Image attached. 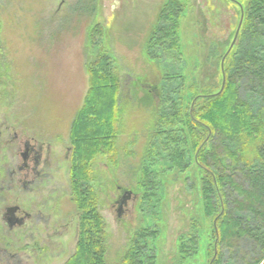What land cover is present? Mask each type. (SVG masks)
<instances>
[{
  "label": "rangeland",
  "instance_id": "1",
  "mask_svg": "<svg viewBox=\"0 0 264 264\" xmlns=\"http://www.w3.org/2000/svg\"><path fill=\"white\" fill-rule=\"evenodd\" d=\"M234 1H184L176 45L156 36L171 28L161 19L168 0H0L3 141L13 132L46 140L55 160L54 198L70 208L69 219L62 217L66 227L58 228L55 218L60 230L50 246L40 249V256L30 253L29 264H67L77 252L81 215L73 199L71 133L91 85L95 79L105 83L108 74L122 86L119 122L108 127L115 133V149L94 160L83 188L97 198L106 264H133V258L140 264H212L217 239L214 216L207 217L203 204L205 174L195 165L189 143L177 149L168 142L174 134L181 136L184 114L194 102L191 88L184 89L179 75L186 88L196 87L199 94L225 85L226 68L229 76L241 75L240 98L264 124V84L253 81L254 73L264 76V25L254 19L248 27L243 18L231 47L250 2ZM247 54L257 55L260 62L249 63ZM103 57L110 62L100 70ZM101 94L96 91L99 98ZM99 98L93 110L101 106ZM203 105L204 100L196 102L197 109ZM176 149L184 154L185 171L170 160L168 152ZM236 168L247 178L237 174L235 182L247 186L251 177L264 173V162L250 158ZM224 193L220 213L245 219L257 237L254 215L235 208L233 190ZM237 247L234 254L229 248L221 252L222 264H245V256L259 250L250 238ZM185 248L191 251L184 261Z\"/></svg>",
  "mask_w": 264,
  "mask_h": 264
},
{
  "label": "trees",
  "instance_id": "2",
  "mask_svg": "<svg viewBox=\"0 0 264 264\" xmlns=\"http://www.w3.org/2000/svg\"><path fill=\"white\" fill-rule=\"evenodd\" d=\"M184 1L186 0H168L161 19L168 22L171 28L167 31H157L156 36L160 35L163 40L178 44V18L185 8ZM254 19H258L259 23L264 25V0H250L247 12H244L246 25L250 26ZM246 58L249 63L260 62L257 55L255 57L252 54H247ZM103 62L104 64L98 67L100 70L108 67L110 61L103 57L98 65ZM261 71L264 75V68ZM225 72L227 77L223 90L220 86L218 91L205 92V94H199L197 88L193 86L186 88L185 78L179 75L184 89L191 88L194 107L190 112L184 114L181 136L174 134L168 144L178 149L180 144L189 143L195 165L205 174L202 181L203 204L206 207L207 217L214 216V235L217 239L216 251L214 246L212 248V264H222L221 252L226 250L225 248H229L230 252L234 254L240 241L246 238L253 240L259 250L254 252L255 256L246 255L245 264H264V173L257 178L252 179L251 177V185L246 186L247 182L243 185L235 182L237 174L247 178L244 172H239L236 168L238 163H248L250 158H257L264 162V124L259 115L253 114L250 105L240 98V87L244 77L238 74L229 76L227 68ZM244 72L245 70L242 75L245 74ZM93 75L95 74L93 73ZM257 79L264 84V76L261 78L260 75L254 73L253 81ZM106 80L105 83L102 81L95 83V79L94 84L91 85L88 101L79 111L76 119L77 124H74L75 129H72L71 133L73 199L81 216L77 252L67 264H106L107 262V250L103 241V222L101 216L96 212L97 198L93 197L95 193L89 192L88 188L83 189L84 183H89L91 178L94 160L103 155L105 150L114 152L115 149L111 142L115 133L108 127H113L111 126L113 123L115 126V123L119 122L121 114L119 101L122 86L119 80L114 79L110 74ZM96 91H100L105 100L101 99L102 97L99 98L100 94L97 96ZM97 98L101 103L98 111L93 110ZM198 100H204V105L200 109L196 107ZM173 116L177 118L176 115ZM162 118L166 119L164 116ZM83 124L85 126L81 129ZM230 144L238 146L239 151L232 152L231 149L234 146L231 148ZM177 149L175 152H168L170 160L175 167L185 171L184 154H178ZM151 151H154L153 148ZM226 160L230 161V164L227 165ZM248 179L250 178L248 177ZM235 186L236 188H234ZM230 190H233V193H230ZM224 191L234 195L236 209L254 215L259 223L256 233L260 234H257V237L253 236L249 223L245 219L234 218L224 212L220 213L221 201L227 198ZM214 198H217V201H214ZM191 246L195 248L196 243H192ZM184 250L186 253L191 251L187 248ZM188 253L182 255L184 261ZM125 257L127 262L131 261V254L127 253ZM133 264L140 263L133 258Z\"/></svg>",
  "mask_w": 264,
  "mask_h": 264
},
{
  "label": "flooded vegetation",
  "instance_id": "3",
  "mask_svg": "<svg viewBox=\"0 0 264 264\" xmlns=\"http://www.w3.org/2000/svg\"><path fill=\"white\" fill-rule=\"evenodd\" d=\"M3 132L1 129L0 264H29L30 253L40 256L41 250L51 245L56 231L66 227L62 217L69 219L70 208L66 210L60 204L61 198H54L55 160L51 145L43 139L24 138L18 132L3 141ZM70 154L68 149L65 161ZM42 233L46 235L42 237Z\"/></svg>",
  "mask_w": 264,
  "mask_h": 264
},
{
  "label": "water",
  "instance_id": "4",
  "mask_svg": "<svg viewBox=\"0 0 264 264\" xmlns=\"http://www.w3.org/2000/svg\"><path fill=\"white\" fill-rule=\"evenodd\" d=\"M243 18H244V11L242 12V18H241V21H240V24H239L238 30H237V32H236V35H235V38H234V41H233V44L231 45V47H233V45L235 44V42H236V40H237V37H238L239 31H240L241 26H242V23H243ZM230 51H231V48H230ZM227 54H229V52H228ZM223 61H224V60H223ZM222 70H223V62H222ZM223 75H224V71H223ZM223 88H224V85L222 86V90H223ZM222 90H221V91H222ZM193 107H194V103L192 104V109H193ZM127 194H128V195H131L130 192H128ZM124 200H125V198H123V201H122L121 203H123ZM119 203H120V202H119Z\"/></svg>",
  "mask_w": 264,
  "mask_h": 264
}]
</instances>
